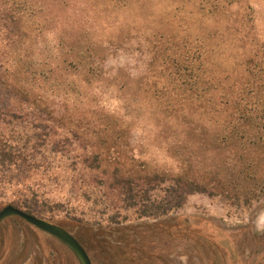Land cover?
Segmentation results:
<instances>
[{"label":"rangeland","instance_id":"374dc122","mask_svg":"<svg viewBox=\"0 0 264 264\" xmlns=\"http://www.w3.org/2000/svg\"><path fill=\"white\" fill-rule=\"evenodd\" d=\"M8 2L21 28L0 30V146L29 151L35 123L52 137L36 144L32 168L11 175L0 166V208L28 195L33 215L67 226L92 251L99 233L121 226L142 236L150 224L200 217L229 231L264 230V196L246 204L194 193L153 219L137 218L110 187L115 173L206 176L214 161L205 148L219 132L216 82L264 62V0L217 8L197 0ZM207 83L217 86L209 92ZM7 220L0 252L4 239L13 243L4 264H78L63 243Z\"/></svg>","mask_w":264,"mask_h":264},{"label":"trees","instance_id":"16d2710c","mask_svg":"<svg viewBox=\"0 0 264 264\" xmlns=\"http://www.w3.org/2000/svg\"><path fill=\"white\" fill-rule=\"evenodd\" d=\"M6 1L0 0V30L9 36L16 33L17 29L20 30L21 16L15 15L11 2L8 5ZM197 1L202 7L217 8L220 3L233 4L246 0ZM256 58L258 53L249 57L252 60ZM238 74L240 77L232 82L223 78L216 82L223 84L220 99L217 100L221 111L217 121L219 132L205 148L210 154L206 158L214 161L206 176L188 177L179 174L167 179L165 175L157 173H115L110 187L123 196L127 208H134L137 218L163 217L182 207L188 196L194 193L225 194L246 204L264 196V62L252 68L244 67ZM216 86H208L207 83L206 91L210 92V87ZM41 126V123L32 126L29 137L33 143L28 148L30 152L15 147L6 150L0 146V166H7L11 175H18L30 168V154L37 149L36 144L52 137V130H46V126L43 128L44 133L38 132ZM216 140L218 143H215ZM53 150L56 151L52 146ZM28 160L30 162L21 168ZM9 204L32 214L28 195H17ZM111 220L119 223L116 216H112Z\"/></svg>","mask_w":264,"mask_h":264},{"label":"flooded vegetation","instance_id":"af4514ba","mask_svg":"<svg viewBox=\"0 0 264 264\" xmlns=\"http://www.w3.org/2000/svg\"><path fill=\"white\" fill-rule=\"evenodd\" d=\"M10 218L26 224L33 232H42L63 243L81 264L66 243L19 216L4 217L0 220V226ZM62 227L84 247L92 264H264V230L256 232L251 231L249 226H243L236 231H229L208 218L195 217L181 223L168 221L150 224L142 236L131 228L129 233L124 234L127 228L121 226L114 229L116 235L99 233L95 237L99 245L94 246L95 251H92V247L88 248L67 226ZM9 240H3L2 246L4 248L5 244L6 247L5 251L0 252V264H4L5 255L12 249L13 242ZM97 247L101 252L96 251ZM175 257L180 262L174 260ZM22 263L12 261L10 264Z\"/></svg>","mask_w":264,"mask_h":264},{"label":"water","instance_id":"95a60500","mask_svg":"<svg viewBox=\"0 0 264 264\" xmlns=\"http://www.w3.org/2000/svg\"><path fill=\"white\" fill-rule=\"evenodd\" d=\"M6 216H19L30 224L38 227L39 229L57 237L58 239L66 243L75 252L81 264H92L84 247L69 231L65 230L59 224L27 213L26 211L15 207L12 204H6L0 209V220Z\"/></svg>","mask_w":264,"mask_h":264}]
</instances>
